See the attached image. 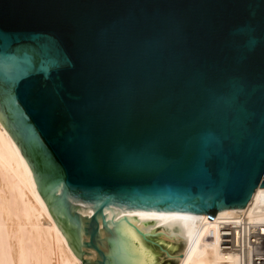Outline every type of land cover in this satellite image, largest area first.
<instances>
[{
	"label": "water",
	"instance_id": "obj_1",
	"mask_svg": "<svg viewBox=\"0 0 264 264\" xmlns=\"http://www.w3.org/2000/svg\"><path fill=\"white\" fill-rule=\"evenodd\" d=\"M0 113L82 264H106L109 203L246 207L264 0H0Z\"/></svg>",
	"mask_w": 264,
	"mask_h": 264
},
{
	"label": "bare ground",
	"instance_id": "obj_2",
	"mask_svg": "<svg viewBox=\"0 0 264 264\" xmlns=\"http://www.w3.org/2000/svg\"><path fill=\"white\" fill-rule=\"evenodd\" d=\"M36 189L30 162L0 113V264H80ZM263 227L264 188L214 221L109 203L106 264H163L148 244L177 264H257L251 240Z\"/></svg>",
	"mask_w": 264,
	"mask_h": 264
},
{
	"label": "built area",
	"instance_id": "obj_3",
	"mask_svg": "<svg viewBox=\"0 0 264 264\" xmlns=\"http://www.w3.org/2000/svg\"><path fill=\"white\" fill-rule=\"evenodd\" d=\"M214 220L215 218L212 219V221ZM247 244H250L249 240ZM251 247L253 248L254 261L257 264H264V231H261V235L251 240Z\"/></svg>",
	"mask_w": 264,
	"mask_h": 264
},
{
	"label": "rangeland",
	"instance_id": "obj_4",
	"mask_svg": "<svg viewBox=\"0 0 264 264\" xmlns=\"http://www.w3.org/2000/svg\"><path fill=\"white\" fill-rule=\"evenodd\" d=\"M148 245L151 246V247H154V249H155V250L157 251V253L160 255V259H162L163 264H177L178 260H176V259H170V258L166 255V253H164L163 251H160V249H159L158 247H155V246H153V245H151V244H148ZM179 245H180V246H179ZM182 248H183L182 243H179V244H178V251H177L178 254L181 253ZM79 261H80V264H82V261H81L80 259H79Z\"/></svg>",
	"mask_w": 264,
	"mask_h": 264
}]
</instances>
